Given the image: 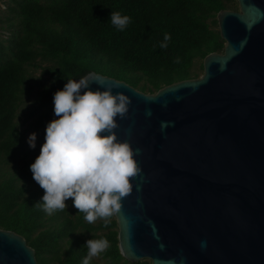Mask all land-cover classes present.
<instances>
[{"label":"water","instance_id":"obj_1","mask_svg":"<svg viewBox=\"0 0 264 264\" xmlns=\"http://www.w3.org/2000/svg\"><path fill=\"white\" fill-rule=\"evenodd\" d=\"M235 1L217 12L223 49L197 77L144 92L85 74L131 98L114 129L140 168L113 215L127 262L264 264V0ZM0 264L39 263L23 235L0 227Z\"/></svg>","mask_w":264,"mask_h":264},{"label":"trees","instance_id":"obj_2","mask_svg":"<svg viewBox=\"0 0 264 264\" xmlns=\"http://www.w3.org/2000/svg\"><path fill=\"white\" fill-rule=\"evenodd\" d=\"M0 4V227L23 235L39 264H81L87 237H106V264L127 262L117 246L113 216L89 223L67 205L51 214L35 202L44 189L32 176L47 122L55 118L53 93L67 78L93 70L144 92L202 73V59L222 51L216 14L235 0H2ZM111 11L132 17L124 30ZM166 48L159 42L164 33ZM38 72V74H36ZM29 100V146L19 111ZM90 264H99L91 259Z\"/></svg>","mask_w":264,"mask_h":264},{"label":"clouds","instance_id":"obj_3","mask_svg":"<svg viewBox=\"0 0 264 264\" xmlns=\"http://www.w3.org/2000/svg\"><path fill=\"white\" fill-rule=\"evenodd\" d=\"M111 23L124 30L132 20L128 14L111 11ZM171 34L165 32L159 42L166 48ZM99 84H104L97 78ZM119 82L93 89L88 76L67 78L62 88L53 93L55 118L45 126L44 141L29 167L36 182L44 189L35 203L51 214L66 209V199L85 213L92 223L97 218L113 216L121 209L122 197L132 191L130 177L140 168L129 142L117 138V116L123 117L131 98L122 91L113 92ZM29 146L36 145V132L27 137ZM88 253L81 264H90L110 243L106 237L87 239Z\"/></svg>","mask_w":264,"mask_h":264},{"label":"rangeland","instance_id":"obj_4","mask_svg":"<svg viewBox=\"0 0 264 264\" xmlns=\"http://www.w3.org/2000/svg\"><path fill=\"white\" fill-rule=\"evenodd\" d=\"M236 3V2H235ZM0 4H3V1L0 0ZM237 5V3H236ZM36 74H38V72H36ZM201 74V72H200ZM30 106V101L27 100L22 104L21 110L19 111V122L21 124V128L26 130V134L29 135V133H31V129L29 128V124L31 121V117L27 115L28 112V107ZM37 139V136H36ZM44 138L42 140V142L37 146V153H39L40 151V146L43 143ZM73 198L72 197H68L66 199V204L68 206L74 207L73 203H72ZM87 239H90L89 237H87ZM93 260H95L96 262H98L99 264H106L105 260L102 258V256L99 254L95 257L92 258ZM121 264H128V263H121Z\"/></svg>","mask_w":264,"mask_h":264}]
</instances>
